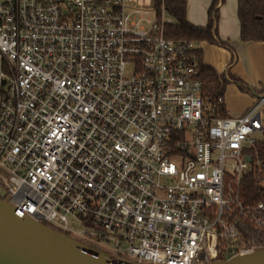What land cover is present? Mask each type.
<instances>
[{
  "label": "built area",
  "instance_id": "obj_1",
  "mask_svg": "<svg viewBox=\"0 0 264 264\" xmlns=\"http://www.w3.org/2000/svg\"><path fill=\"white\" fill-rule=\"evenodd\" d=\"M129 2L0 0L2 199L129 261L264 249V199L240 190L264 93L228 113L206 94L199 43L166 35L163 6Z\"/></svg>",
  "mask_w": 264,
  "mask_h": 264
},
{
  "label": "water",
  "instance_id": "obj_2",
  "mask_svg": "<svg viewBox=\"0 0 264 264\" xmlns=\"http://www.w3.org/2000/svg\"><path fill=\"white\" fill-rule=\"evenodd\" d=\"M3 194L0 187V264H145L116 257L38 222L6 203ZM207 264H264V249Z\"/></svg>",
  "mask_w": 264,
  "mask_h": 264
},
{
  "label": "trees",
  "instance_id": "obj_3",
  "mask_svg": "<svg viewBox=\"0 0 264 264\" xmlns=\"http://www.w3.org/2000/svg\"><path fill=\"white\" fill-rule=\"evenodd\" d=\"M238 17L240 20V37L244 41H264V0H237ZM224 0H212L208 10V21L205 25H197L190 22L186 17L187 0H154V8L159 16L162 6L166 15L171 19L165 22V32L168 37L184 38L198 43L207 40L228 46L220 40L216 32L218 20L217 12L219 5ZM229 47V46H228ZM200 56V76L205 84L206 94L212 98L224 94L227 84L234 81L244 90L248 86L227 71L217 72L211 65L205 64L201 59V48H198ZM235 56V55H234ZM234 61L235 57L232 58ZM228 74V75H227ZM249 90V89H248ZM252 91V90H251ZM264 93V87L260 90ZM258 156L259 163L254 164L251 170L243 177L241 183V197L244 203H254L264 199V141L260 140L254 153ZM256 236L262 232L255 229L250 230Z\"/></svg>",
  "mask_w": 264,
  "mask_h": 264
},
{
  "label": "crops",
  "instance_id": "obj_4",
  "mask_svg": "<svg viewBox=\"0 0 264 264\" xmlns=\"http://www.w3.org/2000/svg\"><path fill=\"white\" fill-rule=\"evenodd\" d=\"M211 1L187 0V19L194 24L205 25L208 21ZM217 15L216 34L229 47L204 40L199 43L201 59L217 72L227 71L228 74L235 75L248 86L249 90H244L238 83L230 81L224 91L228 113L237 116L255 103V94L261 93L260 90L264 87V41L241 39L237 0H224L219 5ZM170 19L166 15V20ZM234 57L235 60L232 61ZM262 117L264 121V116Z\"/></svg>",
  "mask_w": 264,
  "mask_h": 264
},
{
  "label": "rangeland",
  "instance_id": "obj_5",
  "mask_svg": "<svg viewBox=\"0 0 264 264\" xmlns=\"http://www.w3.org/2000/svg\"><path fill=\"white\" fill-rule=\"evenodd\" d=\"M129 4L132 7H143V8H151L154 4V0H130ZM261 113L264 116L263 110H264V104L260 107ZM258 137L264 141V134H259ZM83 225L81 224H75V227H81ZM76 238L80 239V241L85 242L86 244L99 249H105L108 252H111L112 250L104 246L103 244L99 243L97 240L91 238V237H79L75 236Z\"/></svg>",
  "mask_w": 264,
  "mask_h": 264
}]
</instances>
